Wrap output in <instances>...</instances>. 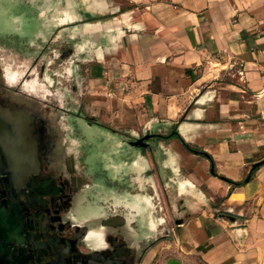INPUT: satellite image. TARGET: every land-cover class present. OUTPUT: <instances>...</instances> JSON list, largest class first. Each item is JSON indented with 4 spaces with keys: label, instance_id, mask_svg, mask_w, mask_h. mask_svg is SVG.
<instances>
[{
    "label": "crops",
    "instance_id": "obj_1",
    "mask_svg": "<svg viewBox=\"0 0 264 264\" xmlns=\"http://www.w3.org/2000/svg\"><path fill=\"white\" fill-rule=\"evenodd\" d=\"M95 2L124 19L93 40L84 108L158 135L150 167L188 209L143 264H264V0Z\"/></svg>",
    "mask_w": 264,
    "mask_h": 264
},
{
    "label": "flooded vegetation",
    "instance_id": "obj_2",
    "mask_svg": "<svg viewBox=\"0 0 264 264\" xmlns=\"http://www.w3.org/2000/svg\"><path fill=\"white\" fill-rule=\"evenodd\" d=\"M0 39L13 47L0 45V264H143L168 221L126 167L153 153L158 135H130L85 110L79 45L53 51L48 39L35 51L28 37L29 48ZM170 204L173 223L188 214Z\"/></svg>",
    "mask_w": 264,
    "mask_h": 264
},
{
    "label": "rangeland",
    "instance_id": "obj_3",
    "mask_svg": "<svg viewBox=\"0 0 264 264\" xmlns=\"http://www.w3.org/2000/svg\"><path fill=\"white\" fill-rule=\"evenodd\" d=\"M118 1L124 3V0ZM125 8L121 6L122 10ZM111 10H114L111 6L108 9L99 8L95 0H0V35L3 40L8 42L19 36L21 42H24L29 48V44L24 41L28 37L29 40L27 41L32 47L30 49L35 51L41 50L44 47L43 41L48 39L57 42L52 44L53 51L55 48H61L62 45H79L83 54L80 61L74 62L76 64L74 65V74L79 82V91L82 96L83 90L84 92L88 91L84 79L86 78L87 82L89 68L96 61L91 60V56H89L91 48L96 46L93 41L94 38L100 35L107 39L110 32L111 34L114 33L113 22L118 21V18L124 19L122 13V15L114 14ZM0 45L3 48L8 47L9 52L13 51V47L1 39ZM25 50L27 49L25 48ZM71 64H73V60H71ZM168 134H170L169 131ZM147 154L148 156H146ZM147 154L133 156L135 161L129 164L126 169L129 170L127 173L129 172L131 180L136 184L135 187L143 189L148 194L150 192L156 193L157 201L163 208V210L161 208L160 214L168 221L165 228L169 232L153 242L151 245L154 246L161 240L170 241L174 235L173 229L177 225L172 221L170 202L171 199L176 200V189L172 182L163 186V182L172 179L173 176L170 171L158 173L154 167L151 168L150 165L154 156L151 151ZM120 162L117 160V163L120 164ZM163 162L166 163V160ZM117 167L122 171L125 168L122 162L121 165L117 164ZM148 170L149 174L147 175ZM183 206L186 207L187 205L183 204ZM176 212L178 209L173 214L176 215Z\"/></svg>",
    "mask_w": 264,
    "mask_h": 264
},
{
    "label": "trees",
    "instance_id": "obj_4",
    "mask_svg": "<svg viewBox=\"0 0 264 264\" xmlns=\"http://www.w3.org/2000/svg\"><path fill=\"white\" fill-rule=\"evenodd\" d=\"M174 134H176V133H173V135L172 136H174ZM166 136H164V138H165ZM184 145L186 146V148L189 150V151H191V152H199L197 149H195V148H193V147H191V146H189L187 143H185L184 142ZM263 163H260V164H258L257 166H255L254 168H253V170H252V173H251V176H252V174L259 168V166H261ZM227 180H229V179H227ZM231 183H233V185H241V184H243L245 181H240V182H235V181H232V180H229Z\"/></svg>",
    "mask_w": 264,
    "mask_h": 264
},
{
    "label": "water",
    "instance_id": "obj_5",
    "mask_svg": "<svg viewBox=\"0 0 264 264\" xmlns=\"http://www.w3.org/2000/svg\"><path fill=\"white\" fill-rule=\"evenodd\" d=\"M145 138H148V137H143V138H141L139 141L144 142ZM145 144L148 145L147 143H145ZM263 162H264V161H263ZM263 162H260V163H263ZM260 163L255 164L253 167L257 166V165L260 164Z\"/></svg>",
    "mask_w": 264,
    "mask_h": 264
}]
</instances>
